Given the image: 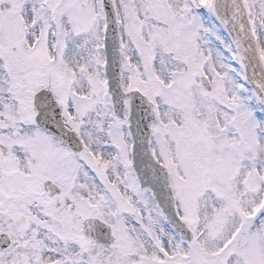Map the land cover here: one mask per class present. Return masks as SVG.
I'll return each mask as SVG.
<instances>
[{
  "label": "snow or ice",
  "instance_id": "snow-or-ice-1",
  "mask_svg": "<svg viewBox=\"0 0 264 264\" xmlns=\"http://www.w3.org/2000/svg\"><path fill=\"white\" fill-rule=\"evenodd\" d=\"M0 264H264V0H0Z\"/></svg>",
  "mask_w": 264,
  "mask_h": 264
}]
</instances>
